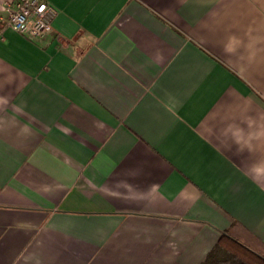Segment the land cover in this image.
<instances>
[{
	"label": "crops",
	"instance_id": "1",
	"mask_svg": "<svg viewBox=\"0 0 264 264\" xmlns=\"http://www.w3.org/2000/svg\"><path fill=\"white\" fill-rule=\"evenodd\" d=\"M14 1L0 264H200L224 234L264 256V0H44L38 38Z\"/></svg>",
	"mask_w": 264,
	"mask_h": 264
},
{
	"label": "built area",
	"instance_id": "2",
	"mask_svg": "<svg viewBox=\"0 0 264 264\" xmlns=\"http://www.w3.org/2000/svg\"><path fill=\"white\" fill-rule=\"evenodd\" d=\"M7 15L1 18L4 26L11 27L28 38H38L51 31L54 9L44 0H15L4 5Z\"/></svg>",
	"mask_w": 264,
	"mask_h": 264
},
{
	"label": "trees",
	"instance_id": "3",
	"mask_svg": "<svg viewBox=\"0 0 264 264\" xmlns=\"http://www.w3.org/2000/svg\"><path fill=\"white\" fill-rule=\"evenodd\" d=\"M226 244H230L240 248L244 252V254L250 257V260L257 261L260 264H264V256H261L258 253L255 254V252H253L252 250H248L250 248H247V246L245 247L243 243L239 242L234 237L225 234L218 239L215 246L200 264H251L244 259H236V257L231 254L227 255L224 252V250H226Z\"/></svg>",
	"mask_w": 264,
	"mask_h": 264
},
{
	"label": "clouds",
	"instance_id": "4",
	"mask_svg": "<svg viewBox=\"0 0 264 264\" xmlns=\"http://www.w3.org/2000/svg\"><path fill=\"white\" fill-rule=\"evenodd\" d=\"M225 51L228 52V53H231L233 51H235V49L231 46V45H228L225 47ZM248 126L251 127L252 126V121H251V118L249 120V123H248ZM232 128L231 125L228 126V129L225 130V134L227 135L229 130ZM243 129L242 128H238L237 129V132H233L232 133V136H233V142L238 146V152H242L244 151L243 148H240L239 145L241 143V140L236 138L237 137V133H240L242 134L243 133ZM259 135H264V133H258L257 134V137ZM245 147L247 148V150L249 152L252 151V148L249 144H246ZM250 171L252 172V174L255 176V177H264V162H261V163H254L251 165L250 167Z\"/></svg>",
	"mask_w": 264,
	"mask_h": 264
},
{
	"label": "rangeland",
	"instance_id": "5",
	"mask_svg": "<svg viewBox=\"0 0 264 264\" xmlns=\"http://www.w3.org/2000/svg\"><path fill=\"white\" fill-rule=\"evenodd\" d=\"M224 252L227 255L228 254L233 255L234 257H236V259L237 258L244 259L245 261H248L251 264H260L257 261L250 260V257L247 256L246 254H244V252L240 248H238L236 246H233V245H230V244H226V250H224Z\"/></svg>",
	"mask_w": 264,
	"mask_h": 264
}]
</instances>
